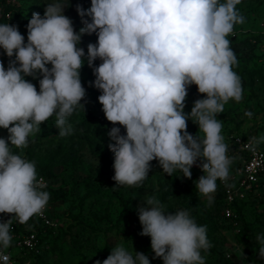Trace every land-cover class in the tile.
<instances>
[{
    "label": "clouds",
    "instance_id": "clouds-1",
    "mask_svg": "<svg viewBox=\"0 0 264 264\" xmlns=\"http://www.w3.org/2000/svg\"><path fill=\"white\" fill-rule=\"evenodd\" d=\"M240 2L91 0L86 11L76 6L83 24L76 32L63 14L68 0H52L43 16L32 14L26 43L16 25L0 23V49L9 58L7 68L0 62V129L8 133L0 138V213L11 217L0 222V247L11 244L12 218L23 224L41 214L49 200L37 180L35 162L12 149L26 147L29 136L41 131L40 125L53 115L59 135L72 134L67 117L83 109L80 101L85 96L79 75L85 52L78 45L82 36L93 33L97 41L87 45V64L92 68L95 60L101 63L92 68V86L101 92L98 103L106 120L126 133L120 135L117 127L108 132L115 142L108 146L114 153L115 184L139 186L153 160L168 176L179 170L191 179L190 169L199 160L203 175L195 187L212 202L216 181H227L233 160L216 116L229 100L241 101L243 92L233 71L236 56L226 38L235 25L244 23L236 9ZM25 77L39 79V91ZM190 85L205 98L196 100L186 115ZM188 120L202 136L187 132ZM143 204L138 209L140 235L150 237L154 258L162 264H205L201 251L211 247L206 226H199L188 210L166 214L155 197ZM259 255L264 258V247ZM102 264L150 261L118 244Z\"/></svg>",
    "mask_w": 264,
    "mask_h": 264
},
{
    "label": "rangeland",
    "instance_id": "rangeland-1",
    "mask_svg": "<svg viewBox=\"0 0 264 264\" xmlns=\"http://www.w3.org/2000/svg\"><path fill=\"white\" fill-rule=\"evenodd\" d=\"M52 0H14L10 25H16L27 42V23L33 13L44 14L45 5ZM83 10L91 6V0H68L63 14L73 22L78 32L83 24L76 6ZM236 9L243 15L244 23L235 25L230 42L237 64L233 71L241 79L242 99L229 100L216 118L222 122L221 135L228 145L227 155L233 158L229 171L240 164L244 154L238 153L233 139H252L264 151V0H241ZM90 22V18L85 17ZM95 33L81 37L78 47L84 49V65L79 70L85 96L80 101L84 107L77 108L67 124L73 128L70 135L61 137L55 125V115L40 125L41 131L29 136L23 149L13 148L28 161L35 162L37 178L47 183L44 191L49 193L45 206V221L29 218L17 230L33 233L35 251L14 249V264H102L118 244L135 253L145 254L150 264H162L154 258L150 237L141 236L142 226L138 209L146 198L155 197L164 206L166 214L188 210L199 226H206V238L211 247L201 251L205 264H264L259 249L264 247V190L246 194L231 214L224 213L222 195L217 185L211 194L212 202L196 189V181L203 175L197 161L192 166L191 179L174 171L168 176L158 162H150V171L139 186L116 185L114 176V153L109 144L114 141L108 132L117 127L120 135L125 129L109 123L98 103L101 92L92 86L95 76L92 68L98 67L99 59L92 68L87 64V45L95 44ZM9 61L0 49V62ZM14 59V57H13ZM49 68L51 65L48 66ZM39 91V79L25 77ZM199 94L195 85H190L184 101V113H190ZM251 112V117L245 115ZM187 132L202 136L198 126L187 121ZM5 129H0V138H7ZM256 141H259L258 143ZM11 147V146H10Z\"/></svg>",
    "mask_w": 264,
    "mask_h": 264
},
{
    "label": "built area",
    "instance_id": "built-area-1",
    "mask_svg": "<svg viewBox=\"0 0 264 264\" xmlns=\"http://www.w3.org/2000/svg\"><path fill=\"white\" fill-rule=\"evenodd\" d=\"M14 0H0V11L11 8ZM9 18V14H6ZM234 145L240 153L245 157L241 158L240 164L229 171L227 181L217 180L216 183L219 187V192L222 195L223 211L229 216L233 210L232 206L242 201L246 194L257 193L264 190V151L252 139H244L243 137H235L233 139ZM251 144V146H249ZM37 180L42 185L44 191L47 183L42 177ZM35 219L45 221V207L41 214L34 215ZM11 217L0 213V222H4ZM10 229L12 241L9 247H0V264H14V249L22 251H35L36 239L33 233H20L17 228L21 225L15 218ZM4 257H8L7 260Z\"/></svg>",
    "mask_w": 264,
    "mask_h": 264
},
{
    "label": "trees",
    "instance_id": "trees-1",
    "mask_svg": "<svg viewBox=\"0 0 264 264\" xmlns=\"http://www.w3.org/2000/svg\"><path fill=\"white\" fill-rule=\"evenodd\" d=\"M13 11H14L13 8H7L5 10L0 11V23H8L9 20L6 19V14H9V19L11 20L12 15H13ZM4 62L6 63V65H4V66H5V68H7V65H8L9 61H7L6 59H4ZM119 127L122 128L121 126H119ZM239 205L240 204L237 202V203H235L232 206V208H235V207H237Z\"/></svg>",
    "mask_w": 264,
    "mask_h": 264
}]
</instances>
